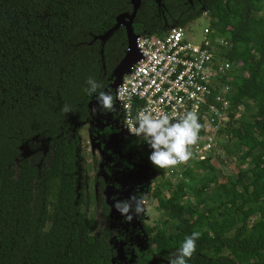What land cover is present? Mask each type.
<instances>
[{
	"label": "trees",
	"instance_id": "obj_1",
	"mask_svg": "<svg viewBox=\"0 0 264 264\" xmlns=\"http://www.w3.org/2000/svg\"><path fill=\"white\" fill-rule=\"evenodd\" d=\"M202 5L211 36L227 44L218 46L219 55L240 65L228 82L229 118L238 106L242 115L220 131L228 139L217 150L234 157L235 173L219 177L213 166L222 160L213 152L173 183L151 165L144 139L124 144L135 162L143 159L157 175L142 196L166 223L154 221L149 250L135 264H170L196 231L201 236L188 264H264V0ZM130 11L129 0H0V264H111L107 228L89 233V200L82 184L76 186L74 164L81 155L72 131L87 119V101L110 82L125 50L123 27L102 45L93 38ZM169 12L166 22L172 18L176 27L200 17L198 9L187 16ZM155 13L153 0H140L132 32L161 35L169 27ZM89 78L100 84L92 94ZM64 105L72 111L63 113ZM36 139L47 140L50 150L40 164V154L22 157L19 150L22 144L33 150ZM96 165L91 159L90 167ZM98 199L106 219L108 205Z\"/></svg>",
	"mask_w": 264,
	"mask_h": 264
},
{
	"label": "built area",
	"instance_id": "obj_2",
	"mask_svg": "<svg viewBox=\"0 0 264 264\" xmlns=\"http://www.w3.org/2000/svg\"><path fill=\"white\" fill-rule=\"evenodd\" d=\"M184 30L171 26L161 35L137 36L140 57L111 93L115 97L118 87L126 90V95L116 99V107L127 134V120L134 119L139 110L148 108L173 117L197 111L203 125L201 139L186 165L164 169L173 182L181 180L187 167L213 153L215 146L219 150L222 139H228L227 135L221 137L220 131L229 129L232 120L242 115V107L238 106L233 118H229L228 82L240 65L219 55L218 46L226 47V42L222 38L215 40L207 27L203 40L191 44L184 39Z\"/></svg>",
	"mask_w": 264,
	"mask_h": 264
},
{
	"label": "flooded vegetation",
	"instance_id": "obj_3",
	"mask_svg": "<svg viewBox=\"0 0 264 264\" xmlns=\"http://www.w3.org/2000/svg\"><path fill=\"white\" fill-rule=\"evenodd\" d=\"M153 1L156 6V13L154 17L162 20L164 28L175 26L177 24V21H174L172 18H170L171 23L166 22L165 17L171 16L169 10L172 12L174 11L178 12L179 16H187L188 12L195 11V9H198L200 16L205 15L207 17L205 9L202 5V2L204 0H175L177 2L176 6H169L167 4L164 5L163 3L164 0H157V2L155 0ZM175 1L168 0L167 3H173ZM102 91L104 92V88L102 89ZM96 98L97 96H93L91 97V100L87 101L86 108H87L88 117L83 123L79 122L78 126H76V129L72 131L73 134L76 136V141L78 144V153L81 155L79 159V164L77 165L76 163L74 164L76 168V170L74 171V174L77 179L76 186L77 188H79V185L82 184V186L84 187V192H85L87 189V184H88L87 175L85 173L86 171L82 172V146H81L82 141H81L79 133L77 132L79 129H82V127L86 125L88 128L89 134L92 136V146L97 150V153L102 154L101 158H100V154H97L98 160H95L92 155L90 156V160L94 159L97 162L96 169H94L95 172L93 175V180L95 181V185H97V187L101 191L102 187H104L105 185L112 184L113 178L111 177L110 174H107V171L109 169L110 172L116 173L114 179H117V180L120 174L122 175L123 173L126 176V182L130 185L131 188L134 189V192L137 193L138 196H142L143 192H140L142 190V187L140 184L139 177L143 178V176L141 175V171L139 170L140 166L142 164H146L151 172H152L151 170L152 168L149 164L144 162L143 159L141 158H137L135 162V160L133 159L134 153L130 152L128 147L126 149H123L124 144H127L129 140L133 138H137V137L133 135H129L125 132L122 126L121 116H120L118 108L116 107V110L114 112H108L107 110L101 109L99 105L97 104ZM93 108H96L95 112L92 110ZM99 133H102V134L100 135ZM40 140L41 142L45 143L46 149L42 150L40 147L38 148L39 141L36 139L34 140L36 146L34 147L33 150H31L32 151L31 155L35 156L37 154H40V157L38 159V164H40L42 160L47 156V154L50 153V150L48 149V146L46 143L47 140H44V139H40ZM100 160L104 161L102 163L101 172L108 178H102L100 176L96 177V172L98 171V164ZM121 160L124 162V164L120 162ZM115 167H118V169H116ZM120 171L122 172L120 173ZM143 179L144 180L148 179V184L145 185V189L148 186L149 187L152 186L153 182L155 183L158 182V177L155 174V172H154L153 177H151V179H150V173H148V175H146ZM98 197H102V196L96 194V196L94 197V202H93V204L97 207V214L101 220V225H102L97 236L100 234V231L104 227L106 228L109 227L107 225V220L103 218V215H102L103 211L101 207L98 205L99 204ZM103 202L106 203L104 199H103ZM80 203H82V199L80 200ZM88 206H89V202H88ZM82 209L83 208L81 206V210ZM86 211H85V214H86ZM139 223H140V230L143 234V237L148 238V239L142 248H137V247L132 248L131 253L134 258L132 264H135L136 257H138L139 255L142 256L147 250H149V244H150L149 241L151 239V234H152L151 228L150 229L145 228V226L141 222ZM109 236H112V234L109 235V232H108L107 244H109V240H110ZM117 237L119 239H123L122 234ZM110 261H111V264H114V262L112 261V258L110 259Z\"/></svg>",
	"mask_w": 264,
	"mask_h": 264
},
{
	"label": "clouds",
	"instance_id": "obj_4",
	"mask_svg": "<svg viewBox=\"0 0 264 264\" xmlns=\"http://www.w3.org/2000/svg\"><path fill=\"white\" fill-rule=\"evenodd\" d=\"M89 94L95 93L100 84L93 78L87 81ZM126 95L123 87H118L116 96L110 92H100L97 96V104L108 112L116 110V99ZM94 112L96 108L92 109ZM63 113L72 111L69 105L61 109ZM203 125L197 111H187L180 117H173L167 113L153 111L152 109L139 110L134 119L127 120V131L130 135L142 138L150 148L148 160L154 168H176L181 164H187L194 157L193 148L200 141V133ZM114 209L119 212L126 222H132L146 211L143 196L135 192L126 199H116ZM199 231L186 236L177 250L170 264H188L197 250Z\"/></svg>",
	"mask_w": 264,
	"mask_h": 264
},
{
	"label": "rangeland",
	"instance_id": "obj_5",
	"mask_svg": "<svg viewBox=\"0 0 264 264\" xmlns=\"http://www.w3.org/2000/svg\"><path fill=\"white\" fill-rule=\"evenodd\" d=\"M208 26L209 19L205 15H201L199 18L184 27V39L191 44H199L204 38L203 31ZM77 132L79 133L82 141V155L84 157L82 167L86 171L85 173L88 180L86 194L89 195V206L87 211L85 209L84 211H86L87 221L89 224V233L92 235H97L102 226L101 220L97 214V207L93 204L96 194L101 195L109 208L106 220L107 225L109 226L107 228L109 235L112 234V236H109L110 240L108 244L109 249L113 252L112 261L114 262V264H132L134 259L131 253L132 248H142L148 239L143 237L139 222H141L145 226V228L148 229L152 228L155 220H161L162 224L164 225H166V223L163 220L162 216L157 212V210L153 208V202H145L146 211L140 217L134 218L132 222L129 223L124 220V217L114 209L113 204L116 199L122 200L128 198L131 194L134 193V189L131 188L130 185L126 182V176L123 173L122 175L120 174L117 180L114 179L116 173H112L108 169L107 174L111 175V177L113 178V182L110 185H105L104 187H102V190L100 191L97 185H95V181L93 180L95 170L90 167V156L92 155L95 160H98L97 154H100V158L102 154L97 153V150L91 145V143H89L92 140V136L89 134L86 125L83 126L82 129H79ZM38 141V148L40 147L42 150H45V143L41 142L40 139H38ZM215 148L213 154L218 155L222 160V163L217 162V164L213 166V170L214 168L217 170L219 177L224 174L235 173V169L233 166L234 157H225L223 152H218L216 150L217 148ZM19 149L22 157H29L32 154V151L28 148L27 144H22ZM103 162V160H100L98 164L96 177L100 176L102 178H108L101 172ZM115 168L118 169V167ZM139 170L141 171V175L143 176V178L148 175V173H150V179L154 175V172H151L146 164H142ZM121 172L122 171H120V173ZM143 178L139 177L142 187V190L140 192L144 193L145 185L148 184V179L144 180ZM171 181L173 182V180ZM154 184L156 183L153 182L152 186L150 187H153ZM121 234L123 235V239H119L117 237Z\"/></svg>",
	"mask_w": 264,
	"mask_h": 264
},
{
	"label": "water",
	"instance_id": "obj_6",
	"mask_svg": "<svg viewBox=\"0 0 264 264\" xmlns=\"http://www.w3.org/2000/svg\"><path fill=\"white\" fill-rule=\"evenodd\" d=\"M157 2V0H155ZM131 5L130 13H122L115 17V22L113 26L108 29L104 34L96 36L93 40H98L102 45L106 39L119 27H123L125 33V50L118 61L114 66L110 74V82L104 88V92L112 93L113 90L119 85L121 79L124 75L128 74L129 68L139 59V54L136 49L135 39L137 35L132 32L131 24L133 18L138 10L140 0H129ZM92 145V140L90 141ZM20 150V149H19Z\"/></svg>",
	"mask_w": 264,
	"mask_h": 264
}]
</instances>
